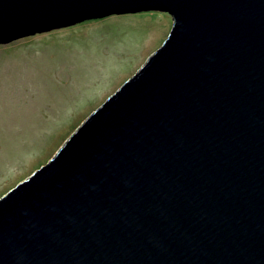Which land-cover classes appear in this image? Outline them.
Instances as JSON below:
<instances>
[{"label":"water","instance_id":"water-1","mask_svg":"<svg viewBox=\"0 0 264 264\" xmlns=\"http://www.w3.org/2000/svg\"><path fill=\"white\" fill-rule=\"evenodd\" d=\"M142 9L168 35L0 197V264H264V0H0V45Z\"/></svg>","mask_w":264,"mask_h":264},{"label":"rangeland","instance_id":"rangeland-1","mask_svg":"<svg viewBox=\"0 0 264 264\" xmlns=\"http://www.w3.org/2000/svg\"><path fill=\"white\" fill-rule=\"evenodd\" d=\"M142 10L87 16L0 45V197L44 165L163 43L171 16Z\"/></svg>","mask_w":264,"mask_h":264},{"label":"bare ground","instance_id":"bare-ground-1","mask_svg":"<svg viewBox=\"0 0 264 264\" xmlns=\"http://www.w3.org/2000/svg\"><path fill=\"white\" fill-rule=\"evenodd\" d=\"M172 22V21H171Z\"/></svg>","mask_w":264,"mask_h":264}]
</instances>
